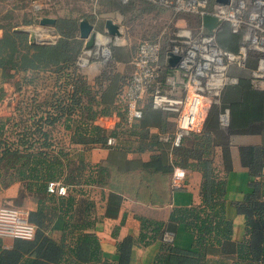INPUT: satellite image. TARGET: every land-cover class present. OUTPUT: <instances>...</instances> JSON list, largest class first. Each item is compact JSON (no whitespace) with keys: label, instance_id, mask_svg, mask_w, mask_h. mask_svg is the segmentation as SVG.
<instances>
[{"label":"trees","instance_id":"1","mask_svg":"<svg viewBox=\"0 0 264 264\" xmlns=\"http://www.w3.org/2000/svg\"><path fill=\"white\" fill-rule=\"evenodd\" d=\"M110 1L120 12L125 9V3L130 2ZM81 16L54 17L50 25L56 37L44 43L29 42L26 31L13 30L19 23H32V18L0 22V91L4 81H10L15 89H20L24 83L35 84V75L27 72L49 71L54 74V91L50 98L44 102L35 101L32 96L35 92H32L28 96L29 103L21 105L22 109L17 105V116L0 115V188L19 181L22 189L31 192L36 200L35 209L27 214L28 220L35 225L32 237H12L9 245H4L0 236V264H129L132 244L145 245L162 233L172 231L180 221L193 224L192 245L196 250L167 243L157 253L156 264H264V143L237 145L240 165L249 175V190L234 202L236 211L244 217L245 236L235 242L232 255L219 249L220 243L230 238L232 227L224 212L225 179L217 172L210 156L213 147L218 146L223 168L227 170L230 168L231 138L264 132V80L256 84L251 73L261 53L251 49L247 50L245 66L230 67L229 74L235 80L219 89L218 102L211 103L207 109L201 130L183 135L172 147L179 165H194L191 164L193 160L200 170L201 204L172 208L165 227H162V221L138 216V235H126L116 241L115 259L102 255L94 233H79L72 242L73 226L82 222L80 215L72 209V185L92 180L94 168L83 163L81 158H75L72 146L54 143L51 131L58 122L63 128L72 129L70 121L76 108L88 109L89 116L96 112L92 104L95 90L88 87L74 63L83 43L77 34V22ZM215 37L217 43L228 50H235L241 42L240 34L232 33L226 22L217 27ZM113 55L112 61L110 57H98L104 67L94 81L98 77L108 78L106 67L122 55L119 47L115 48ZM42 106L46 109L43 110ZM222 108L227 109L226 125H221L217 118ZM172 115V111L152 107L145 101L138 124L169 129L172 137V127L168 124L171 121L173 126ZM6 128L9 133L5 132ZM86 131L98 140L105 133L96 125H90L89 129L75 127V132ZM50 181L64 185L66 193L48 191L46 185ZM119 199L120 195L115 192L108 194L105 214H115ZM54 217H60L63 223L55 236L51 234ZM208 254L216 255V258L209 259Z\"/></svg>","mask_w":264,"mask_h":264},{"label":"crops","instance_id":"2","mask_svg":"<svg viewBox=\"0 0 264 264\" xmlns=\"http://www.w3.org/2000/svg\"><path fill=\"white\" fill-rule=\"evenodd\" d=\"M94 1L95 5L92 6L91 11L86 15L83 14L80 18L86 17L88 21L93 23L97 32L100 30L98 24L101 22L102 34H98L95 43L90 47H86L84 45V39L81 38L83 43L80 50L83 47L88 49V60L84 66H78L76 64V56L74 63L79 73L83 75L88 87L95 90L92 104L96 112L89 116L88 109L83 108L79 110L76 108L71 116L72 129H64L58 122L52 127L51 133L53 136H55V132L61 134L63 140L64 136H67L68 139L64 143L72 146V149L75 151V158H81L83 163L89 164L94 168L92 171L94 178L92 180L85 182L79 181L72 185V209L74 213L80 215L82 221L75 223L73 226L72 242L79 233H94L98 238L102 255L108 259H115L117 257L115 249L116 241L126 235L132 237L138 235L140 227L138 216L162 221V227H165L168 221V214L172 208L199 206L201 204V172L193 160L191 164L194 165L187 167L181 166L176 162V156L172 153V147L174 145L172 144L169 129L157 128L152 125L145 127L138 124L139 118L127 121L125 111L122 108L121 92L123 91L125 80L131 71L130 58L135 49L131 56L129 54L130 58L128 60L126 57L124 59L122 54L120 58L113 60L110 67H106L108 78L98 77L94 81V77L100 74L104 67V63L98 59L99 56L95 52L96 49L102 43L107 44L108 41L110 42L112 38L113 42L115 41L117 44V35H107L104 32V19L111 18L118 24L119 29H122V23L120 21L126 15L131 18L138 17L145 13V11H150L149 9L158 4L149 0H141L145 2V5L140 6L135 3L136 0H130V2L126 3L127 5L123 11L116 12L115 9L107 8V6L115 4L112 1ZM118 1L124 2L126 0ZM32 6L34 9L44 8L42 4H33ZM101 6L105 7V9L101 8ZM42 15L52 16L44 12L39 14L38 17L36 16V18L38 19ZM194 16L197 15L194 14ZM197 19L199 20L200 18L197 16ZM36 22V24H29V26H27L28 24H22L25 26H19L18 28L24 31H30L35 39H43L48 42L53 41L56 34H53L52 31L50 33L53 35L48 34V30H51L52 26H48L49 24H39L38 20ZM184 28L186 27L182 26L178 30ZM1 33L2 31L0 30V35ZM173 36L169 34L167 36V44L165 46L161 45L160 63L166 61L165 53L172 42ZM143 39L159 38L151 34ZM160 72L164 73L165 69L162 68ZM27 74L35 75L33 77L35 84L37 81H43V85H47L45 83L47 82V78L50 80L49 84L52 85L53 83L54 74L52 72L45 71L35 74L33 72H27ZM35 84L24 83L20 89H15L10 81H4L2 82L0 94H3V92L7 93L8 98L6 97L5 102H8L7 104L9 106L7 107L10 109L13 107L12 104L18 99H21L18 101H21L20 103H29V99L26 96L22 97V93L24 89L28 91L31 88L34 91ZM7 86L8 92L6 91ZM19 92H21L20 95H18ZM83 99L86 100L85 97ZM145 101L147 100L145 99ZM45 109L43 107V110ZM99 110L103 112H99ZM11 113L12 115L14 114L13 112ZM171 117L174 118V113ZM76 125L78 129L81 127H88L89 129L90 125H96L103 128L106 134L101 135L99 140L94 139V134L90 131L75 132ZM107 135L114 137L112 144L105 143L104 140ZM259 142L264 143V132L231 138L229 147L230 168L227 170L223 168L218 146H214L210 154L213 164L218 169L217 172L225 179L223 196L225 201L224 212L226 217L231 220L232 229L230 238L223 240L219 245V249L229 255H232L235 242L245 236L244 217L236 211L234 202L240 200L243 193L249 190V175L246 168L240 165L237 145L241 143ZM175 166L183 168L185 173L183 181L178 186L171 184V174ZM262 175H264V164L262 167ZM110 192H115L120 195L118 204L116 203L117 208L114 215L105 214L107 198ZM16 198L19 199L16 200ZM86 203L89 206L86 207ZM0 205L19 206L25 209L28 214V211L35 209L36 200L31 192L24 190V188L22 189L19 181H13L0 188ZM62 225V219L60 217H54L51 223V234L55 236ZM174 227L172 231L162 233L161 236L154 238L145 245L138 243L132 244L129 264H156L155 257L157 253L167 243L196 250V247L192 245L194 234L193 224L180 221L176 222ZM11 238L10 236L1 237L4 245H9ZM207 257L209 259L216 258V255L208 254Z\"/></svg>","mask_w":264,"mask_h":264},{"label":"built area","instance_id":"3","mask_svg":"<svg viewBox=\"0 0 264 264\" xmlns=\"http://www.w3.org/2000/svg\"><path fill=\"white\" fill-rule=\"evenodd\" d=\"M175 11L197 15L200 19L191 31L180 29L172 38L167 52L178 55L174 65L160 63L161 43L159 39H143L135 47L130 58L131 71L125 80L121 100L127 121L139 118L145 99L152 107L170 110L174 113L172 144L190 132H199L213 102H218L222 85L235 80L229 74L231 66L246 64L247 50L261 53L251 70L253 81L261 84L264 80V0H149ZM208 13L215 17L212 28H206L201 15ZM226 22L232 33H239L241 42L235 50L221 47L215 37L217 27ZM99 34V33H98ZM97 56L110 55L102 43L95 51ZM89 51L82 48L76 64L84 66ZM165 69L161 73V69ZM147 96V97H146ZM218 122L226 125L227 109L218 113ZM106 144H112L114 137L107 135ZM183 168L175 166L171 184L178 186L184 179ZM48 191L65 194L66 188L58 182H48ZM35 225L28 220L27 212L19 206L0 205V236L30 238Z\"/></svg>","mask_w":264,"mask_h":264},{"label":"rangeland","instance_id":"4","mask_svg":"<svg viewBox=\"0 0 264 264\" xmlns=\"http://www.w3.org/2000/svg\"><path fill=\"white\" fill-rule=\"evenodd\" d=\"M135 3L140 6L145 5V2L141 0H136ZM33 4H42L44 5V8L34 9L32 6ZM93 5H95L94 0H0V22L6 23V21L8 20H10L11 22H19L24 18H32L34 21L30 24H36V21L38 20L36 16L38 17L39 14H42L44 12L55 17L62 15L81 16L83 14L86 15L87 13H89ZM157 6L149 9L150 11H145V13L141 14L138 17L131 18L130 16L128 17L126 15V17L121 19L120 23H122V29H120L121 33L117 35V44L115 43V41L113 42V38L110 40V42L108 41L107 44L105 43L110 53V55L107 56L110 57V61H112V57L114 56L113 54L116 47H119V50L124 56L123 58L125 59L126 57L128 60L130 58L129 54L131 56L137 43L141 39L153 34V36H157L160 39L161 45L165 46L167 44V36L169 34L173 36L174 33L177 32L178 28L182 26L193 31V28L197 24V16H194V14L184 11H175L171 8L163 6L159 7V5ZM101 8L105 9V7L102 6ZM107 8L115 9L116 12L119 11V8L116 7L115 4L107 6ZM8 14L10 17H8ZM19 26L25 25H21V23H19L15 27ZM27 26H29V24ZM48 26H50V24ZM98 26L100 28L98 33L102 34L101 22L98 24ZM0 30L2 31L1 28ZM51 31L52 28L51 30H48V34L51 35ZM46 81L47 82L45 83L47 85H43V81H37V83L35 84V88H33L34 91H32L31 88L28 91L24 89L22 97L26 96L28 98V96L31 95L32 92H35L33 93L34 95H32L35 101L41 99L42 101H44L45 99L50 98V95L52 91H54V88L53 85L49 84L50 80L48 78L46 79ZM6 91L8 92V86ZM5 93L6 92L0 94V115L4 117L6 115H12L11 112H13L14 115L17 116V105L20 107L19 109L23 108L21 107V105L23 106V103H20L21 101L18 102L21 99H18L16 102H14L12 104L13 107L9 109L7 107L9 106L7 104L8 102H5V100L8 98L7 93ZM20 94L21 92L18 93V95ZM220 111L221 110H219L218 113ZM170 119H173V117H170ZM168 124L169 127H172L173 130L171 121ZM5 132L9 133V129L6 128ZM54 135L55 136H53L52 138L54 143L66 145L64 141H67V136H64L63 140V136L61 134H57L55 132ZM17 199L18 198H16V200Z\"/></svg>","mask_w":264,"mask_h":264},{"label":"water","instance_id":"5","mask_svg":"<svg viewBox=\"0 0 264 264\" xmlns=\"http://www.w3.org/2000/svg\"><path fill=\"white\" fill-rule=\"evenodd\" d=\"M54 21V17L48 15H42L38 18L39 24H51ZM201 22L206 28H212L216 19L213 15L205 13L201 15ZM78 37L84 39V45L86 47H90L96 41L98 36V32L95 30L93 23L88 21L86 17H82L78 20ZM104 32L107 35H119L121 33L119 26L116 22H114L111 18H105L103 21ZM13 30H22L18 27H14ZM27 31V30H25ZM28 32V31H27ZM28 41L32 43H44L48 42L47 40L35 39L31 32H28ZM167 62L169 65H174L176 60L178 59V55L168 51L167 52Z\"/></svg>","mask_w":264,"mask_h":264}]
</instances>
